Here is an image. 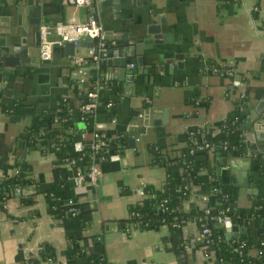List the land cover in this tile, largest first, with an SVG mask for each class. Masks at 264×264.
Segmentation results:
<instances>
[{"label":"crops","instance_id":"0c3cea01","mask_svg":"<svg viewBox=\"0 0 264 264\" xmlns=\"http://www.w3.org/2000/svg\"><path fill=\"white\" fill-rule=\"evenodd\" d=\"M104 1H97L94 15L114 48L124 49L138 31L162 19L167 37L162 43L145 45L148 67H138L134 51H126L134 63L130 82L125 75L119 77L120 67L105 60L100 72H89L87 79L101 73L111 84L100 94L101 103L93 115L95 127L125 132L128 138L135 137V146L126 145L120 154L99 161L101 174L96 184H75L81 166H73L41 136L62 106L74 117V127L83 129L78 124L83 122L80 116L87 115L81 108L88 80L84 86L76 82L74 57L88 58L90 40L75 43L71 56L65 53L64 44L54 45L50 59L40 60L38 34L28 17L34 6L40 9L42 22L49 25L79 23L92 12L88 6L65 0H0V179L11 176L17 164L26 163L39 188L30 203H22L20 196L32 194V186L13 191L0 208V264H31L44 242L53 247L60 264H218L216 249L207 250L202 241L196 217L217 204L209 183L227 184L233 209L247 216L238 225L243 228L239 237L230 240L225 239L223 227L214 224L222 230L225 242L257 233L259 227L249 220L255 199L260 200L264 214V180L259 177L264 128L258 136L253 125L246 126H264V109L251 121L252 108L264 100V0ZM48 37L55 39L56 33L50 30ZM21 40L30 62L5 64L14 61L9 48L17 49ZM210 60L234 68L239 84L233 85L232 77L211 72ZM12 102L16 110H6L4 105ZM108 102L112 105L106 106ZM226 120L240 123L242 131L232 135L231 143L236 147L243 142L244 154L225 157L206 149L205 164L182 203L186 219L157 229L131 226L122 230L120 221L128 217L129 207L147 205L145 187L158 190L168 173L181 175L177 159L186 152L189 137L199 129L204 132L201 137H216ZM81 134L71 148L73 153L79 151L77 142L92 138L90 133L82 138ZM149 146L154 147L156 157ZM224 158L226 165L221 164ZM243 172L250 192L245 186L233 185L242 181ZM58 179L67 183L60 193L66 205L70 201L77 208L75 215L57 217L47 212L43 192Z\"/></svg>","mask_w":264,"mask_h":264},{"label":"trees","instance_id":"16d2710c","mask_svg":"<svg viewBox=\"0 0 264 264\" xmlns=\"http://www.w3.org/2000/svg\"><path fill=\"white\" fill-rule=\"evenodd\" d=\"M112 47L109 46L108 48ZM103 62H101L99 72L102 69ZM207 66L210 70L212 68H218L219 70L225 68L212 60L208 62ZM95 79L96 74L89 77L87 83L89 88L92 87ZM107 86L110 87L111 84ZM4 108L6 110H16L17 105L12 102L4 105ZM80 117L85 125L82 130L74 127V117L66 106H62L56 119L50 121V126L41 136L46 138L47 146H54L62 157L69 160L73 166L80 165L83 169L82 171H86L91 164L89 148L91 140L81 139L80 150L76 153L71 152V148L78 140L80 133L92 134L96 132L103 134L104 138L107 139L105 146L98 152V156L101 158L100 163L108 159L110 155L120 154L123 151L128 139V135L125 132H112L96 128L92 114ZM241 131L242 128L238 121L226 120L220 128L219 135L216 137H201L204 134L202 129L192 134L188 139L186 152L177 159L182 165L181 175L175 176L172 173H168L163 186L158 190L152 187H145L144 192L149 196L147 205L137 203L129 207L128 217L120 221L121 229L128 231L131 226L137 229H157L163 224L177 225L186 219L182 203L189 195L190 184L195 181L198 172L205 164L206 158L204 154L206 149L204 144H210L212 150L225 157L234 154L242 155L244 154L243 142L238 143L236 147L231 143L232 135L241 133ZM35 135H38V132L33 135V143L37 145L39 138ZM108 136H112V139L108 140ZM149 150L156 157L157 152L154 147L149 146ZM259 177L264 180V161L260 165ZM66 185L65 180L58 179L43 192L46 196V209L49 214L57 217L71 216L66 214L68 206L66 205V199H63L60 193ZM30 186L34 189L33 193L27 196H20V200L24 204L32 201V197L39 188L31 175V166L26 163L17 164L16 170L11 176L0 179V208L4 207L6 199L13 191H21L23 188ZM209 189L210 193L214 195L213 197L217 204L208 213L203 210L196 216L200 230H202L203 226H208L211 231L210 236H204L202 239L207 246V250L211 247L216 249L218 263L220 264H262L264 262V214L261 210L260 200L255 199L253 201L249 220L251 219L253 225L263 229V231H257L251 238L245 237L237 241L225 242L222 230L219 227H214L216 223L214 217L224 214L229 216L232 223L241 225L246 222L245 218L247 216L237 213L233 209L232 195L227 184L214 180L209 183ZM249 223L251 222L249 221ZM241 243H244V246L235 251L234 248H237ZM49 260L52 262L50 263ZM31 264L60 263L56 260L53 247L49 243L44 242L40 245L38 255L32 259Z\"/></svg>","mask_w":264,"mask_h":264},{"label":"built area","instance_id":"2783aa9c","mask_svg":"<svg viewBox=\"0 0 264 264\" xmlns=\"http://www.w3.org/2000/svg\"><path fill=\"white\" fill-rule=\"evenodd\" d=\"M98 0H65V2L78 5V6H88L91 10V14L87 17L85 21L79 23H63L59 22L54 25L42 24L39 28V59L46 61L49 60L52 54V49L54 45H62L66 41H72L74 43L80 42L81 39H87L92 41V44L88 47V58L83 57H74V63L77 65V75L76 82L79 85H85L89 72L91 70L99 71L101 62L106 60L109 46H114L113 42H110L106 39L102 23L95 17L94 11L95 6ZM52 30L56 33L55 39H50L48 37V32ZM113 53H117V49L114 48ZM134 63L128 64V69L125 72V80L130 82L134 77L133 72ZM222 70L218 68H212L210 71L216 74L225 75L233 78V85H238L240 82V76L237 74L236 70L230 66H223ZM109 82L100 74L97 73L96 79L89 88L88 85L84 87V93L86 96V102L82 106L81 110L87 115H94L97 108L100 106V94L102 90L108 85ZM112 103L108 102L106 106H111ZM84 136V133L81 134V138ZM90 142V158L91 164L89 165L86 171L78 170L74 176L75 184L80 182L96 184L97 180L101 174L99 167V161L101 158L98 156L100 149L105 146L107 139L104 138L103 134L93 132L91 134ZM77 148L80 150L81 141L76 143ZM205 149H211L212 146L208 143L204 144ZM68 209L66 214L75 215L77 210L69 201L67 203ZM209 208L204 209V212L208 213ZM216 223L222 226L223 228L230 227L232 221L229 216L224 214L216 215ZM202 233L204 236H210L211 231L208 226H203ZM244 243H241L237 248H234L237 251L239 248H242ZM50 261V260H49ZM52 261H50L51 263ZM220 264V263H218Z\"/></svg>","mask_w":264,"mask_h":264},{"label":"water","instance_id":"95a60500","mask_svg":"<svg viewBox=\"0 0 264 264\" xmlns=\"http://www.w3.org/2000/svg\"><path fill=\"white\" fill-rule=\"evenodd\" d=\"M112 0H105L104 3H109ZM114 1V0H113ZM36 2V1H35ZM28 22L30 24L34 25V29L37 31L38 37H39V28L44 22H42L41 14H40V9L36 6H34L31 10V16L28 17ZM163 23V19L160 20L157 23L150 24L146 27L145 31L136 33L134 36H132L133 42L129 44L128 42L126 43V46L124 49L123 48H117V53H113L114 46L108 50L107 53V58H106V63L107 64H112L114 63L118 67L121 68V74L120 78H124L125 75V67L128 63H131V60L128 58L130 57V54L127 53V50H133V56L134 60L137 64L138 67L144 68L148 67L144 63V51H145V45L149 44H156V43H162V41L166 40L167 34L163 32L161 24ZM162 39V40H161ZM92 44V41L88 42V45L90 46ZM74 47L75 43L72 41H66L64 42V49L65 53L68 56L73 55L74 53ZM9 51H12V54H14L15 59L12 63H5L9 66H18L19 64H24L25 61L30 62V59L26 56L27 53V48L24 43V40H21L20 46L17 49L9 48ZM167 51H163V53ZM132 55V54H131ZM180 54H175L174 58H179ZM264 109V100H260L259 104H257L255 107L252 108L251 111V121H254L257 119V116L261 114V112ZM253 123V122H251ZM253 129H256V134L258 136L263 135V128L262 124H247L246 126L252 127ZM80 128H84L85 125L83 122H80L78 124ZM127 145L128 147H134L135 146V137H130L127 139ZM263 148V146H262ZM219 161V160H218ZM221 164L226 165V160L225 158L221 160ZM246 168V166L244 167ZM217 173L220 172V168H217L216 170ZM241 178V177H240ZM239 182L234 183L233 185H238V186H245L247 187V191L250 192L251 190L248 188L249 182L248 178L245 175V172L242 174V181L238 180ZM231 191V189H229ZM238 228V229H237ZM237 229V230H236ZM224 231V237L226 240H230L232 238H238L240 235V232L243 231V228H239L237 224L232 223L230 227L223 228ZM257 231H263V229L258 228Z\"/></svg>","mask_w":264,"mask_h":264}]
</instances>
